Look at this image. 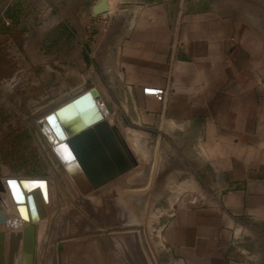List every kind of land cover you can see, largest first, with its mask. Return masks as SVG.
I'll return each instance as SVG.
<instances>
[{
  "label": "crops",
  "instance_id": "obj_1",
  "mask_svg": "<svg viewBox=\"0 0 264 264\" xmlns=\"http://www.w3.org/2000/svg\"><path fill=\"white\" fill-rule=\"evenodd\" d=\"M101 1L68 2L93 3L84 65L113 85L110 123L186 181L162 264H264V0Z\"/></svg>",
  "mask_w": 264,
  "mask_h": 264
},
{
  "label": "rangeland",
  "instance_id": "obj_2",
  "mask_svg": "<svg viewBox=\"0 0 264 264\" xmlns=\"http://www.w3.org/2000/svg\"><path fill=\"white\" fill-rule=\"evenodd\" d=\"M68 1H0V179L49 180L51 221L39 264H162V228L185 198L172 150L135 147L142 138L134 131L127 144L138 166L82 196L36 131L37 119L93 89L115 122L113 85L84 65L83 18L93 3ZM55 23L53 34H41Z\"/></svg>",
  "mask_w": 264,
  "mask_h": 264
},
{
  "label": "water",
  "instance_id": "obj_3",
  "mask_svg": "<svg viewBox=\"0 0 264 264\" xmlns=\"http://www.w3.org/2000/svg\"><path fill=\"white\" fill-rule=\"evenodd\" d=\"M107 0L94 8L95 15L108 11ZM96 95V91H92ZM86 93L37 121L45 138L71 176L82 196H87L138 166L118 129L104 120L93 95ZM17 212L26 224L10 234L8 264H34V225L46 217L44 201L49 200L46 180H6ZM37 187L41 190L38 191ZM1 190H4L0 186ZM5 191V190H4ZM7 215L0 210V234L5 233Z\"/></svg>",
  "mask_w": 264,
  "mask_h": 264
},
{
  "label": "bare ground",
  "instance_id": "obj_4",
  "mask_svg": "<svg viewBox=\"0 0 264 264\" xmlns=\"http://www.w3.org/2000/svg\"><path fill=\"white\" fill-rule=\"evenodd\" d=\"M93 90L96 91V95L92 94ZM93 90H89V91H86L84 93L76 95L75 97L69 99L68 101H66L62 105L58 106L55 110L67 105L68 103H70L74 99L81 97L86 93H91L93 95V98L95 100L96 105H98L99 109L101 110V112L103 114L104 120H107V111H106V108L104 107V105H102V102L100 99V92L97 89H93ZM51 112H48L47 114H45L41 118L47 116ZM41 118L37 119L35 122L36 131L39 133L40 140H41L42 144L44 145L45 150L48 151V154L58 158L55 151H54V146L49 143V141L45 138V136L43 135V133L40 131V129L37 126V121L40 120ZM61 168H62L63 173L66 176V181L68 183L70 182L73 185V187L77 188V186L75 185L71 176L66 171L65 167L62 165ZM8 179H13V180H17V181L26 180V179L27 180H46L48 182V185H49V200H48V202L44 201V207H45L47 214H49L52 201H51V193H50V184H49L48 179L37 178V177H33V178H21V177L13 178V177H10ZM8 179H6V180H8ZM6 180L3 183L2 179H0V186H2V188L5 190L4 191V190L0 189V202L3 201L4 203L7 204V206L10 207V205H12V207L11 208L7 207V210L6 209L5 210L0 209L1 211L5 212L7 215L6 231H5V233L3 232L0 234V264H6V263L8 264V261H9V259L7 258L8 257V255H7L8 251H6V249H8L9 253H10V234L11 233L16 234V232L22 231L24 229V227L26 226V224L21 220V218L17 212L16 206H18V204H16L13 200L11 190L7 186ZM37 190L40 191L41 189L39 187H37ZM3 195H5V196L3 197ZM12 211L14 213V216H12V214H13ZM50 215H51V213H50ZM50 217L49 218L44 217L34 224L36 226V229H37V231L35 232L34 264H39L41 255L43 253V249L46 246V241H47V237H48V233H49V229H50L49 221H51L48 219H51Z\"/></svg>",
  "mask_w": 264,
  "mask_h": 264
}]
</instances>
